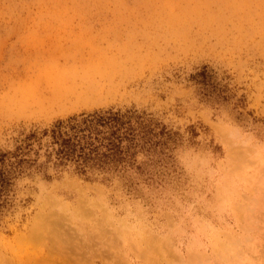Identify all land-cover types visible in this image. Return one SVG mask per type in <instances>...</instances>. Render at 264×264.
<instances>
[{
	"label": "rangeland",
	"instance_id": "rangeland-1",
	"mask_svg": "<svg viewBox=\"0 0 264 264\" xmlns=\"http://www.w3.org/2000/svg\"><path fill=\"white\" fill-rule=\"evenodd\" d=\"M111 107L172 133L151 180H18L0 264H264V0H0V151Z\"/></svg>",
	"mask_w": 264,
	"mask_h": 264
},
{
	"label": "trees",
	"instance_id": "trees-1",
	"mask_svg": "<svg viewBox=\"0 0 264 264\" xmlns=\"http://www.w3.org/2000/svg\"><path fill=\"white\" fill-rule=\"evenodd\" d=\"M189 80L204 98L219 90L206 66ZM171 140L165 126L134 107L81 112L30 129L12 149L0 151V220L12 207L16 182L25 177L68 173L87 181L118 179L134 190L139 180H151L149 168L167 157Z\"/></svg>",
	"mask_w": 264,
	"mask_h": 264
}]
</instances>
